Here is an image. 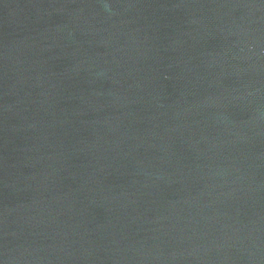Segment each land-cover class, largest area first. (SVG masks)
<instances>
[{
  "label": "water",
  "instance_id": "water-1",
  "mask_svg": "<svg viewBox=\"0 0 264 264\" xmlns=\"http://www.w3.org/2000/svg\"><path fill=\"white\" fill-rule=\"evenodd\" d=\"M0 264H264V0H0Z\"/></svg>",
  "mask_w": 264,
  "mask_h": 264
}]
</instances>
